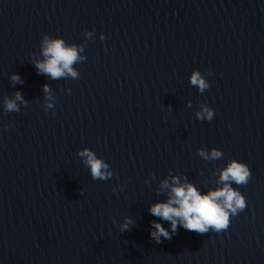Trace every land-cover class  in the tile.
Masks as SVG:
<instances>
[{
	"label": "water",
	"instance_id": "1",
	"mask_svg": "<svg viewBox=\"0 0 264 264\" xmlns=\"http://www.w3.org/2000/svg\"><path fill=\"white\" fill-rule=\"evenodd\" d=\"M45 36L79 50L75 78L37 73ZM232 159L251 177L228 229L153 241L161 181L207 192ZM0 264H264V0H0Z\"/></svg>",
	"mask_w": 264,
	"mask_h": 264
},
{
	"label": "clouds",
	"instance_id": "2",
	"mask_svg": "<svg viewBox=\"0 0 264 264\" xmlns=\"http://www.w3.org/2000/svg\"><path fill=\"white\" fill-rule=\"evenodd\" d=\"M105 38L104 35L101 36V39ZM78 51L75 46L66 45L63 39L45 36L42 43V54L45 59L35 63L37 73L52 79L64 76L75 78L77 72L73 70L72 65L82 59ZM212 74L211 71L210 75ZM12 79L21 81L19 74H13ZM190 83L198 86L201 92L210 88V83L202 78L198 71L192 73ZM42 88L45 93L49 92L47 84ZM16 101L26 103L22 94L17 92L14 94V99H5V109L9 112L19 111ZM214 115L213 108L204 107L197 117L201 121L211 122ZM7 127L5 126V129ZM78 154L84 158V163L88 166L93 180H106L111 176L107 163L97 158L93 151L86 148ZM199 154L205 159H219L222 156V152L215 148L210 150V156L203 150ZM250 177L251 170L248 165L232 159L220 170L218 181L220 186L209 189L207 192L199 191L196 186L187 181L186 177L182 179L172 176L161 181L160 188L166 190L167 198L158 200L148 207L149 214L159 218L149 222L150 238L158 244L163 240H170L176 235L178 226L198 234L208 233L210 230L216 233L227 230L230 217L236 216L247 206L245 196L231 185L232 183L245 185ZM161 221L167 222L168 227L166 228ZM133 224L131 217H125L119 230L128 231Z\"/></svg>",
	"mask_w": 264,
	"mask_h": 264
}]
</instances>
